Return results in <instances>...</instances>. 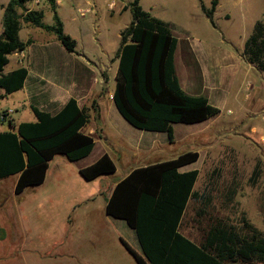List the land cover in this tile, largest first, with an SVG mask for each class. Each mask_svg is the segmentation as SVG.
Segmentation results:
<instances>
[{
    "label": "rangeland",
    "instance_id": "rangeland-1",
    "mask_svg": "<svg viewBox=\"0 0 264 264\" xmlns=\"http://www.w3.org/2000/svg\"><path fill=\"white\" fill-rule=\"evenodd\" d=\"M8 1L0 0V34L3 5ZM112 1L116 3L114 7L105 0H60L57 8L65 32L103 68H107L110 57L119 47L121 31L133 21L131 9H124L132 0L109 2ZM203 2L207 6L211 4V0ZM141 5L172 25L180 42L176 68L181 83L194 84L198 95H203L206 88L214 84L218 88L216 92L225 99L223 114L207 122L173 124L175 139L170 142L166 132L135 128L113 102L107 104L102 100L106 132L112 139L109 144L103 142L105 149L109 152L119 149L122 139L136 146L155 138L156 148L149 152L141 150L134 158V165L147 155L141 164L198 150L201 156L193 166L199 170L195 189L204 198L190 201L182 221V233L200 243L211 219L222 218L241 228L244 215L264 233V144L260 138L264 134V73L242 55L255 22L264 20V0H220L214 15L216 26L202 11L200 0H141ZM26 6L42 9L45 23L54 22L53 10L45 0H33ZM79 8L91 11L82 16ZM20 36L33 42L36 39L37 45L56 37L23 20ZM192 47L198 50L199 58ZM28 52L32 55L33 47ZM18 60L21 65L35 70L34 60L31 64L27 53L19 52ZM6 67L10 68V64ZM94 72L93 80L100 82H96L97 91L90 101L95 102L100 93L109 100L115 88V72L100 73L98 68ZM48 76L55 80L59 75L49 71ZM69 77L66 75V81ZM48 84L46 80L34 86L29 82L28 89L34 104H44L45 109L52 110L48 106ZM26 95L24 88L1 99L0 114L11 109L8 119L15 124L36 121L30 105L24 102ZM0 127L8 129L10 124L0 122ZM100 145L81 162L57 155L51 163L47 182L28 187L21 195H16L14 190L6 195L10 210H0V223L9 233V241H0V251L5 250L1 249L3 244H11L8 251L13 249L16 253L17 249L18 255L6 257L3 264H137L122 244L125 240L136 251H141L134 230L124 220L106 213L105 190L123 177L128 158L113 156L118 172L93 181H87L78 170L79 165L98 156ZM257 169L259 173L255 176ZM12 178L9 181L12 182ZM7 188L5 185L4 189Z\"/></svg>",
    "mask_w": 264,
    "mask_h": 264
},
{
    "label": "trees",
    "instance_id": "trees-1",
    "mask_svg": "<svg viewBox=\"0 0 264 264\" xmlns=\"http://www.w3.org/2000/svg\"><path fill=\"white\" fill-rule=\"evenodd\" d=\"M33 0H9L3 5L0 34V99L24 88L29 69L20 66L4 72L9 57L23 52L33 43L20 36L22 20L56 35L69 52L76 51V40L65 32L57 10V0H45L53 10L52 24L44 22L42 9H29ZM220 0L200 7L212 24ZM133 21L121 31L117 51L119 59L113 101L119 113L135 128L166 132L175 139V123H201L220 113L206 96L184 91L176 73L175 56L179 39L172 25L145 10L141 0H132ZM22 10V12H20ZM243 58L264 73V20L255 22L245 40ZM36 121H8L11 129L0 132V179L19 174L15 192L42 184L50 161L58 154L79 161L93 151L96 138L82 128L90 113L70 98L56 113L31 104ZM7 115V110L4 112ZM198 150H187L176 157L138 166L114 186L106 204V213L123 219L135 231L141 251L124 245L138 264H264V233L242 216L243 226L217 218L211 219L200 243L181 231L191 200L204 195L195 189L199 170L180 172V167L197 162ZM117 164L104 153L89 166L80 169L86 180L115 173ZM259 173L256 170L255 176Z\"/></svg>",
    "mask_w": 264,
    "mask_h": 264
},
{
    "label": "crops",
    "instance_id": "crops-1",
    "mask_svg": "<svg viewBox=\"0 0 264 264\" xmlns=\"http://www.w3.org/2000/svg\"><path fill=\"white\" fill-rule=\"evenodd\" d=\"M100 1H102V0H100ZM105 1L106 2L108 1V4L110 3L109 2L110 0H105ZM57 3L59 5L60 0H57ZM28 39H30V38H27L26 40H28ZM26 40H24V41H26ZM34 40L36 41V39H34ZM35 41L31 45H29L25 51H23V53H27V55L30 57V63L31 64H32V61L34 60V63L36 65L35 70L32 71V69L30 67H28L26 65H21L19 63V60H18V53L19 52H16V53H13L10 55L9 63L7 64V65L10 64V68L5 67L4 72L12 71L16 68H19L20 66L28 67L29 74H28V77L26 79L25 86H24V88H26V94L27 95H26V99L24 100V102H27L30 105V107H31V104H33V105L39 107L40 109L46 110V111L51 112V113H56L66 104V102L70 98L73 97V98L77 99L78 104L81 107H85L89 111L90 121L82 128V131L85 134L92 135L96 138L95 147L98 144H101L100 145L101 151L96 158H93L92 160H90V161H88L82 165H79V167H78L79 172H80L81 168L91 165L96 160H98L104 153H108L113 159H114V157H117V155H125L128 158L129 163H127V165H125V173L123 174V177L120 178L119 180L109 184L108 188L105 190V192H106L105 197H106V204H107V201L110 198L111 192H112L114 186L117 184V182H119L126 175H128L133 168L149 164V163L141 164L142 161H144L145 159L148 158V155L145 156L143 159H140V161H138L136 165L133 164L134 158L140 154L141 150H144V152H149L150 150H154L156 148L155 144L157 143V140L155 138H152V139H148V140L144 141L145 143H141L139 145L137 144L135 146L134 144L129 143L127 140L122 139V143H121L122 145L119 147V149H117V150L114 149V150H112V152H109V150L107 151L105 149V145L103 142H106L105 144H109V143H111L112 139L106 132L107 119L103 115L104 114L103 108H105L104 107L105 103L102 102V100L107 102V104H108V102L114 103V101L110 100V99L106 100L105 99L106 96L102 93H100L98 95L95 102L90 101L91 96H93L94 92L97 91L96 82H98V83L100 82V80H97V79H96V82L93 80L94 73H95L94 69L98 68L100 70V73H104L106 71L111 70V71H114L115 74H117L118 66H119V59L117 58L116 54H117V51L120 47V44H119V47L114 51V54L110 57V62L106 65L107 68H103V66L100 65L98 61H96L91 56H89V54H87L86 52H84L80 49V46H79L77 40H76L77 45H76V51L75 52L67 51L62 46V44L59 42L57 37H53V39L51 41L41 43L40 45L39 44L37 45ZM120 43H121V35H120ZM179 43H178L177 50L179 48ZM32 47H33V54L31 55V53L28 52V49H30ZM192 49H194L195 53L197 54V56L199 58L200 56H199L198 50L197 49L195 50L194 47H192ZM177 50H176V53H177ZM175 63H176V56H175ZM116 66H117V70H116ZM49 71H54V72L58 73V75H59L58 79H55V80L50 79V77L48 76ZM176 73H177V68H176ZM66 75H70V77L67 81H66ZM177 76H178V74H177ZM115 77H116V75H115ZM178 78H179V76H178ZM42 80H46L49 82V84H48V95H47L48 101H49L48 106L52 107V110L56 109L55 112H53L50 109H45L44 107H46V105H44V104H41L40 106H38L31 101V96L29 95L28 83L32 82V85L34 86V84H38ZM63 80H65V81H63ZM179 80H180V78H179ZM102 81H103V79H102ZM115 84H116V80H115ZM180 84H181L182 88L184 89V91L187 92L188 94L198 95V94H196L197 92L195 90L194 84L186 82V86H184L181 83V80H180ZM207 86H208V84H207ZM209 87H210V89L206 88V92L203 94V96H206L213 105L217 106L220 109V113L217 115L218 116L222 115L223 114L222 109H223V106L225 105V99H224V97H221L219 95V93L216 92V90H218V88H215L214 84L210 85ZM8 96L9 95L5 96L2 99L7 98ZM7 108H9V107H6L5 109H7ZM238 117H236V118H238ZM212 118L213 117H211L210 119H208L204 122H207V121L211 120ZM33 121H35V120H33ZM10 129H11V126L8 129L0 127V132L7 131ZM95 147H94V149H95ZM94 149H93V151H94ZM93 151L86 158H89L91 156V154L93 153ZM200 156H201V153H200ZM56 157H57V155L50 161L46 179L42 184L47 182L51 163L56 159ZM86 158H84V159H86ZM84 159H82V160H84ZM82 160H79L78 162H81ZM128 160H127V162H128ZM195 163L196 162L180 167V169H179L180 172H187V171L193 170L194 169L193 166ZM117 172H118V166H117V170L115 173H117ZM115 173H113V174H115ZM109 175H112V174H109ZM13 176H15L14 180L12 178ZM103 176H105V175H103ZM10 177L12 178V182L9 181ZM101 177L102 176H100L94 180H97ZM18 178H19V174H15V175H11L7 178L0 179V200H1L0 210L1 211H5L7 209L10 210L9 203H8L7 199H5V197L8 193H11V191H13V190L15 192V186H16ZM87 181H93V180H87ZM5 185L8 186L7 190L4 189ZM30 187H32V186H30ZM15 194L21 195V194H17L16 192H15ZM120 220H123V219H120ZM2 229L3 228H2L1 223H0V241L1 242L4 241L3 243H5V242L9 241V238H8L9 233H7L5 229H3V230ZM135 235H136V233H135ZM136 238H137V236H136ZM137 241H138V239H137ZM3 243H1V244H3ZM122 244L124 245L123 240H122ZM138 244H139V242H138ZM10 245H4L3 244V246L1 247V249L4 248L5 250L0 251V264H3L6 257H11L14 254H16V256L18 255L17 249L15 250L16 253H13V249L11 251H8ZM135 261H136V259H135ZM136 263H137V261H136ZM23 264H29V263L23 262Z\"/></svg>",
    "mask_w": 264,
    "mask_h": 264
},
{
    "label": "built area",
    "instance_id": "built-area-1",
    "mask_svg": "<svg viewBox=\"0 0 264 264\" xmlns=\"http://www.w3.org/2000/svg\"><path fill=\"white\" fill-rule=\"evenodd\" d=\"M39 1V0H38ZM115 6V1H112V2H110V7H114ZM91 10L89 9V8H79V12L81 13V15L82 16H85L87 13H89ZM109 98L111 99V100H113L114 98H113V93H111L110 95H109ZM11 113H12V110L11 109H9V110H7V115L6 116H4V113H2V114H0V117L1 118H6V119H8V117L11 115ZM9 120V119H8ZM262 121L264 122V114L262 115ZM260 138H261V142L264 144V134H261V136H260Z\"/></svg>",
    "mask_w": 264,
    "mask_h": 264
}]
</instances>
